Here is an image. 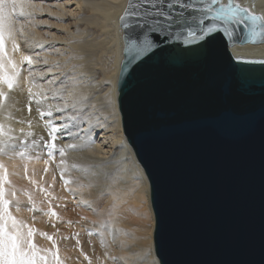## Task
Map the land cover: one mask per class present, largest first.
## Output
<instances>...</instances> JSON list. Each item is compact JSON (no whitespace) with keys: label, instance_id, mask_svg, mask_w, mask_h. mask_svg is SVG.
<instances>
[{"label":"water","instance_id":"1","mask_svg":"<svg viewBox=\"0 0 264 264\" xmlns=\"http://www.w3.org/2000/svg\"><path fill=\"white\" fill-rule=\"evenodd\" d=\"M244 34L233 43L217 32L203 54L161 44L121 79L123 30L118 107L151 172L154 251L168 264H264V64L244 62L264 57L234 55L261 43Z\"/></svg>","mask_w":264,"mask_h":264},{"label":"bare ground","instance_id":"2","mask_svg":"<svg viewBox=\"0 0 264 264\" xmlns=\"http://www.w3.org/2000/svg\"><path fill=\"white\" fill-rule=\"evenodd\" d=\"M236 1L256 14H264V0ZM32 2L40 5L43 9L37 11L35 15L38 22L36 32L41 40L36 44L42 43L43 48H46L42 41L49 39L48 35L51 29L46 25L54 22L53 19L50 20L54 17L52 14L64 17L58 19L60 24L56 23V25L65 28L66 25L72 27L74 23L75 29L67 33L66 39L62 37L68 43V47L65 46L68 51L64 47L54 51L53 47L50 53L47 48L44 52H40L41 49L29 48L24 40L19 41L21 51L25 55L33 56L35 61L45 67L41 70L32 68L34 75L31 78L28 77L27 70L22 72L20 82L24 90L22 92L16 90L10 93L12 98L7 102L5 110L0 112V123L14 129L13 135L24 137L27 140L29 154L32 156L40 155V159L34 158L29 161L21 159L18 155L12 159H9V155H0V162L5 164L10 173L20 174L10 175L9 178L18 189H27L31 192L37 207L42 208L44 212H48L50 209L48 199L43 192L38 191L35 185L24 178V165L27 164L29 175L34 173L33 179L46 188L52 185V176L55 174L54 186L49 189L52 192L51 209H54L59 217L65 218L64 220H54L55 216H46L40 211L34 213L27 211L24 205L27 204L28 198L22 191L18 193L22 202V211L20 213L14 212V214L25 219L39 231L58 237L57 245L62 250L60 255L65 260V264H89L85 255L91 259L92 264H118L121 257L126 258L124 264H137L135 257L138 256H145L147 261H150L152 256L156 255L153 243L155 220L150 201L149 181L147 175L144 182L137 181L134 177L137 167L141 172L145 173V170L127 140L118 107L117 82L123 56V29L119 19L127 8L128 0H53L55 9H51L52 3L51 5L50 2L47 4L44 0H32ZM71 6L72 8L75 6L76 10H71ZM77 11L80 15L75 17ZM73 16L76 18H73L75 21L71 18ZM82 21L84 23L80 24ZM52 25L55 26V23ZM66 29L68 30V28ZM26 31L30 32L29 26ZM87 32H92L91 36L96 35V37L86 39L84 35ZM230 48L236 56L264 57V42L235 44ZM35 53L38 57L34 55ZM101 57L105 58V63L102 62ZM97 58L101 61L97 62L95 60ZM17 59H19V54H17ZM45 59L48 60L47 65L43 63ZM90 60H94V64L89 63ZM72 61L74 64H70ZM99 64H101L99 77L102 78L100 81L92 83L89 81L92 73L90 68L95 70V66ZM91 65L92 67H90ZM67 66L71 73L67 74L65 76L67 79L64 78L63 80L64 83H67L65 88L68 89L62 90L64 94L58 89L57 91L61 94L58 96L57 91L54 92L53 82L52 80L49 82L47 74H52L59 68L65 70ZM24 67L26 69L27 65L25 64ZM29 79L34 85L33 92L41 93L42 97L47 95L50 97L58 96L47 98L40 105L43 111L47 110L49 104L52 105V117L46 116L41 119L34 102L31 105L32 111L29 115L27 94ZM101 82L102 84H100ZM103 85L107 86L98 90ZM113 90L117 99L115 110L106 108L100 113L96 111L99 102L105 101L104 94ZM66 92L68 101L65 99ZM62 100L63 102L60 103ZM57 106L66 109L65 112L63 114L57 112ZM9 112L12 114V119H6ZM80 112H83L82 118H74L75 120H73V117L77 115L76 113ZM21 119L25 121L31 119L32 126L29 127L27 123H18ZM48 119H53L58 127L67 125L71 129L70 133L58 132L56 144L58 148L68 144L77 145L75 149H67L65 159L68 164V171L65 173V178L72 181L78 180L80 184L75 182L67 186L63 184L59 174L60 169L55 167V163H58L60 159L58 153L54 163L50 162L48 165L44 163L48 158L47 149L41 146L40 137H43L45 141H50L49 129L45 127V120ZM84 123L87 125L86 127H83ZM21 128L24 129V134L31 131L34 135L31 137L24 136L20 132ZM99 128H102V137L108 142L105 140L99 143L97 139L95 141L94 135ZM24 139L18 143L23 144ZM34 139L38 142L35 146L32 144ZM121 141L125 142L126 147L121 146ZM105 143L110 144V149H106ZM72 164L88 168L89 172L85 173L72 168ZM45 167L49 168L47 174L44 173ZM103 173H107V177ZM57 197L62 199H56ZM82 201L89 203L85 204ZM142 207H145L144 212L147 217H150L151 222L137 235L120 217H141ZM104 217L112 218L107 222L103 221ZM68 221L72 222L71 225L68 224ZM102 225H107V227H102ZM89 230L94 233L103 231L106 247L101 244V237L98 234L89 237ZM75 234H79V247L76 245ZM64 236L69 237L65 239ZM134 240L138 241L135 244L137 253L134 252L130 244ZM35 242L41 247H52V243L39 234L36 235ZM110 257L117 259L113 260Z\"/></svg>","mask_w":264,"mask_h":264},{"label":"snow or ice","instance_id":"3","mask_svg":"<svg viewBox=\"0 0 264 264\" xmlns=\"http://www.w3.org/2000/svg\"><path fill=\"white\" fill-rule=\"evenodd\" d=\"M42 7L32 2V0H0V112L6 108L7 102L12 98L10 93L19 90L23 91L21 86L22 72L27 70L28 77L34 75L32 66L37 62L31 55H25L21 51L19 41L24 40L29 48H43V44H35L30 38L26 28L31 25L35 27L34 16L37 11H42ZM121 27L125 31V53L126 62L120 73L122 79L127 75L130 65L137 61L146 63L144 58L149 60L155 57H149L150 53L160 48L161 44H171L179 42L182 46L198 45L195 49H180L181 53L185 51L189 53L203 54L207 51L208 45L215 39L214 34L222 32L229 40L235 43L234 37L238 31L245 33L239 37L242 42H264V14L257 15L249 8L242 7L236 0H128L127 8L120 17ZM207 22V23H206ZM159 37L161 39H156ZM19 54V59H17ZM245 63H260L264 61H244ZM45 65L48 60L43 61ZM25 64L27 68L25 69ZM67 79V77H65ZM64 83V81H61ZM111 83V82H107ZM33 82L29 79L28 94V112L31 114V105L34 102L37 105L36 111L41 119L44 117H52V105H48L46 111L41 110L40 105L46 96L41 93L33 92ZM127 84L124 85L122 91L127 95ZM104 106L115 110L117 99L114 90L104 94ZM123 106V99L120 100ZM94 106V105H93ZM66 109L57 106L56 111L63 114ZM19 111V109H18ZM9 112L6 119H12ZM18 123H27L32 126L31 119L25 121L21 119ZM45 127L49 129L50 141H45L40 137V143L43 148L47 149V159L44 161L46 165L50 162L54 163L58 153L60 159L55 163V167L60 169V177L65 186L75 182L65 178L68 171V164L65 159L67 149H75L77 145L68 144L65 147H57V133H70L71 129L64 125L58 127L53 119L45 120ZM14 129L10 126L0 123V155H9V159L18 155L21 159H40V155L32 156L27 151V140L24 137L13 135ZM20 132L24 134V129ZM34 133L29 131L24 136L31 137ZM24 139L23 144L18 143ZM37 140H32V144L37 145ZM121 146L126 147L124 141ZM22 149V150H21ZM72 168L81 170L85 173L89 172L88 168H82L77 164H72ZM147 168V164H144ZM48 167H45L44 173L47 174ZM10 175H20L19 173H10L3 162H0V264H65V260L61 258L59 246L53 235L47 232H41L25 219L18 217L15 213L22 211V202L18 195L23 192L27 196V204L24 205L29 212L40 211L46 216H55L59 218V214L51 209L52 192L49 190L54 186L56 176H52V185L47 188L42 186L37 180L33 179V175H29L27 164L24 165V178L29 183L36 186L37 190L45 194L48 199L50 209L44 212L42 208H38L33 194L27 189H18L10 180ZM107 177V173H103ZM150 176L151 172L144 173L137 167L134 177L137 181L144 182L145 176ZM83 187V185H80ZM71 191V189H69ZM56 199H62L57 197ZM88 204V201H82ZM89 206H91L89 204ZM35 220V217H33ZM71 221L68 224L71 225ZM107 227V225H102ZM46 238L52 242V247H41L35 242L36 235ZM98 234L101 237V244L106 247L104 241V233H94L88 231L89 237ZM76 235V245L80 246L79 234ZM68 239V237H65ZM91 242V241H89ZM85 259L92 264L91 259L85 255ZM116 260V257H110ZM126 258H119L118 264H124ZM148 264H168L160 252L159 258L152 256Z\"/></svg>","mask_w":264,"mask_h":264},{"label":"rangeland","instance_id":"4","mask_svg":"<svg viewBox=\"0 0 264 264\" xmlns=\"http://www.w3.org/2000/svg\"><path fill=\"white\" fill-rule=\"evenodd\" d=\"M44 1H46V3L48 4V2H50L49 4L51 5V3H52V5H51V9H55L54 8V4H53V0H44ZM54 5V6H53ZM75 6H73V8H72V6H71V10H76L75 8H74ZM127 7V6H126ZM74 12H76V11H74ZM50 13V12H49ZM82 13V12H81ZM51 14H52V11H51ZM35 15H36V13H35ZM56 14H52V16H54L53 18H50V20L51 19H53L52 21H54V22H52V23H48L46 26H48L50 29H51V31H50V33H49V39H46V41H42V42H44V46L47 48V51H49V53L51 52V50H52V48L54 47V51H55V49H59V48H62V47H64V49H66L68 46V43H67V41L66 40H63L64 38L66 39V35H67V33H69V31L71 32V31H74V29H75V27H74V23H73V26L72 27H69L68 25H64L65 26V28H63V27H61V26H59L58 24H60V21H58V19L60 20L61 18H64V17H61V16H55ZM80 15V13H79V11H77V14H76V16L75 17H78ZM71 17L72 18V20H74V19H76L75 17ZM74 18V19H73ZM34 19H35V24H36V26L35 27H32L31 25H29V28H30V32H29V35H30V38L35 42V44L37 43V42H41V40L39 39V37H38V35H37V32H36V30H37V21H36V17L34 16ZM46 19V18H45ZM56 19V20H55ZM57 21V22H56ZM75 21V20H74ZM78 21V20H77ZM119 21H120V19H119ZM78 22H80V20L78 21ZM55 23V26L54 25H52V24H54ZM56 23H58L57 25L59 26H57L56 25ZM82 23H84L83 21L80 23V24H82ZM58 28H57V27ZM68 26V27H67ZM52 27V28H51ZM94 27V26H93ZM66 28H68V30L66 29ZM70 28H71V30H70ZM55 29V30H54ZM62 29V30H61ZM73 29V30H72ZM59 30V31H58ZM60 32V33H59ZM62 33V34H61ZM61 34V35H60ZM52 35V36H51ZM63 35V36H62ZM92 35V32H87V34H85L84 36L86 37V39H93V38H95L96 37V35H94L93 37L91 36ZM61 36V38H59ZM62 37H64V38H62ZM103 38H104V36H102ZM52 38V39H51ZM56 39V40H55ZM62 39V40H61ZM67 43V44H66ZM65 46H67L66 48H65ZM32 48H36V47H32ZM46 48H42L41 50H39L40 48H36L37 50H39L40 52H44L45 50H46ZM66 51H68V48L66 49ZM65 51V52H66ZM35 56H37L38 57V55H36V53L34 54ZM102 58V62L103 63H105V58L104 57H101ZM95 60H97V62H100L101 60L99 59V58H97V59H95ZM89 63H91V64H94V60H90L89 61ZM70 64H74V61H72ZM45 66L44 65H40V63L39 62H36L33 66H32V68H34V69H36V70H38V69H42V68H44ZM90 67H92V65L90 66ZM90 70L92 71V73H91V77H90V82H92V83H94V82H96V81H100L101 80V78L102 77H99V73H101L100 71H101V64H99V65H97V66H95V70H93L92 68H90ZM94 71V72H93ZM71 72L69 71V68H68V66H67V68L65 69V70H63L62 68H59L58 70L56 69L52 74L51 73H49V74H47L48 76V80H49V82L52 80V82H53V86H54V92H56L58 89H59V91H62V90H67L68 88H65V86L67 85V83H61V81H64L63 79L65 78V76H67V74H70ZM69 77H71V76H69ZM100 84H102V82L100 83ZM105 86H107V85H103L102 87H99L98 88V90H102L103 89V87H105ZM61 89V90H60ZM63 92V93H62ZM61 93L62 94H64V91H62ZM105 92V91H104ZM103 92V93H104ZM56 94H58V96H59V92L57 91L56 92ZM61 95V94H60ZM57 95H56V97H58ZM47 98H56V97H50L49 95H47L46 96ZM65 99H66V101H68L69 100V98L67 97V92H66V94H65ZM54 100V99H53ZM61 102H63V100L62 101H60V103ZM106 108L107 107H105L104 106V100H102L101 102H99V105H98V107H97V109H96V111H98L99 113L100 112H102V111H104V110H106ZM80 113H82V114H80ZM80 113H76L77 115H79L80 114V116H75V117H73V120H75V119H81L82 118V115H83V112H80ZM75 118V119H74ZM87 125L84 123V126L83 127H86ZM102 128H99V130L98 131H96V133H95V141H96V139H97V142L99 141V143L101 142L102 143V141H105L106 139H104V137H102V130H101ZM105 133V132H104ZM107 141V140H106ZM108 142V141H107ZM105 145H106V149H110L109 147H110V144L108 145V143L106 144L105 143ZM144 210H145V207H142L141 208V217H120L123 221H125L130 227H131V229H132V231H133V233L134 234H139L140 232H141V230L143 229V228H146V226L151 222V220H150V217H147V215H146V213L144 212ZM64 218L65 217H59V218H57V217H54V220H64ZM75 218H79V217H75ZM112 217H104L103 218V221H109L110 219H111ZM97 219V218H96ZM53 235V237H54V239L56 240V242L58 243V237H56L54 234H52ZM64 237H69V236H64ZM51 242V241H50ZM52 243V242H51ZM136 243H138V241L137 240H134V241H131L130 242V244L132 245L131 246V248L134 250V252L135 253H137V250H136V247H135V244ZM60 250V249H59ZM60 252H62V250H60ZM136 258V263L137 264H148V262L149 261H147V259H146V257L145 256H142V257H140V256H138V257H135ZM141 260V261H140ZM144 260H146V261H144Z\"/></svg>","mask_w":264,"mask_h":264}]
</instances>
